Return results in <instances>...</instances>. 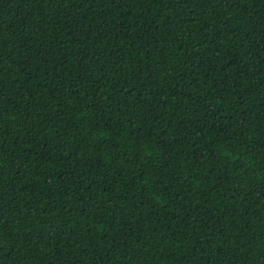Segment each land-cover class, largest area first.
Instances as JSON below:
<instances>
[{"label": "trees", "instance_id": "16d2710c", "mask_svg": "<svg viewBox=\"0 0 264 264\" xmlns=\"http://www.w3.org/2000/svg\"><path fill=\"white\" fill-rule=\"evenodd\" d=\"M0 264H264V0H0Z\"/></svg>", "mask_w": 264, "mask_h": 264}]
</instances>
